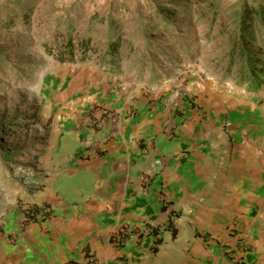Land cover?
<instances>
[{
    "label": "crops",
    "instance_id": "obj_1",
    "mask_svg": "<svg viewBox=\"0 0 264 264\" xmlns=\"http://www.w3.org/2000/svg\"><path fill=\"white\" fill-rule=\"evenodd\" d=\"M115 91L108 110L58 124L19 194L21 213L8 224L17 237L4 241L0 264H264L258 131L241 135L196 107L174 113ZM29 204H45L48 216L25 221Z\"/></svg>",
    "mask_w": 264,
    "mask_h": 264
},
{
    "label": "rangeland",
    "instance_id": "obj_2",
    "mask_svg": "<svg viewBox=\"0 0 264 264\" xmlns=\"http://www.w3.org/2000/svg\"><path fill=\"white\" fill-rule=\"evenodd\" d=\"M214 1L216 16L208 1L195 0H0V129L9 131L0 135V250L17 237L8 224L21 213L19 194L58 124L71 114L108 110L115 89L174 113L196 107L225 127L229 121L233 131L241 128V135L245 128L252 137L258 131L264 142V68L257 89L238 77L228 19L240 5L264 0ZM158 5L178 9L168 25ZM19 8L31 9L28 20L7 14ZM110 22L120 36L113 56L102 40ZM88 37L90 49L80 60L79 41ZM66 46L74 47L73 62L58 60ZM256 49L264 66V31Z\"/></svg>",
    "mask_w": 264,
    "mask_h": 264
},
{
    "label": "trees",
    "instance_id": "obj_3",
    "mask_svg": "<svg viewBox=\"0 0 264 264\" xmlns=\"http://www.w3.org/2000/svg\"><path fill=\"white\" fill-rule=\"evenodd\" d=\"M197 4H201L205 1H208L207 4L211 9V13L213 16L217 15V3L214 0H195ZM157 11L163 17V23L168 25L169 18H172L178 9H166L163 6H157ZM31 9H23L19 8L18 11H8L7 14L13 18L15 15H20L24 20H28L30 18ZM234 25V32L231 36V46H230V55L232 56V60H237L238 69L237 75L241 80L245 79L249 86L253 89H257L258 85L256 82H259L258 76L262 74L259 68H264L261 61V54L259 50H252L254 45L259 42V38L261 37L264 31V1L258 2L255 6H251L248 4L240 5L236 10H234L230 17L228 18ZM14 24L11 19L6 26L11 27ZM118 25L115 22H110L107 26V34L102 36V40L107 45V50L109 55H115L116 51L120 48V36L117 29ZM115 29V30H114ZM70 42V41H66ZM67 44V43H66ZM78 49L80 52V60L85 56L86 52L90 49V37L85 40L80 39ZM67 54V58H64L63 55ZM74 57V47L66 46L64 50L59 54L58 60L60 62H73ZM231 60V65L234 63ZM33 122V120H30ZM32 122L25 123V126H29ZM0 135L4 133H8L9 131H5L4 128L0 129ZM27 151H25V155L21 157L24 160L28 159ZM18 154L16 153H8V157H15ZM29 157L37 158L36 155H31ZM27 177V176H26ZM25 179V178H24ZM46 207L45 204H42ZM49 214L48 210L43 211L39 214V206L31 204L27 208H24V216L25 221H36L37 215H41V218L47 217ZM175 217L177 214L174 213ZM171 217H168L167 227L171 229L172 235L175 233V229L173 227V223L171 221ZM156 227H151L149 229V233L155 235V243L161 240V237L157 234Z\"/></svg>",
    "mask_w": 264,
    "mask_h": 264
},
{
    "label": "built area",
    "instance_id": "obj_4",
    "mask_svg": "<svg viewBox=\"0 0 264 264\" xmlns=\"http://www.w3.org/2000/svg\"><path fill=\"white\" fill-rule=\"evenodd\" d=\"M156 163H158V161H156ZM47 208L43 207V206H39V214L43 211H46ZM123 234L122 232H115L112 236H111V242L114 246L116 247H120V245L123 243Z\"/></svg>",
    "mask_w": 264,
    "mask_h": 264
},
{
    "label": "clouds",
    "instance_id": "obj_5",
    "mask_svg": "<svg viewBox=\"0 0 264 264\" xmlns=\"http://www.w3.org/2000/svg\"><path fill=\"white\" fill-rule=\"evenodd\" d=\"M40 206H43V205H40ZM44 207V206H43ZM27 208V207H26ZM46 208V207H45Z\"/></svg>",
    "mask_w": 264,
    "mask_h": 264
}]
</instances>
